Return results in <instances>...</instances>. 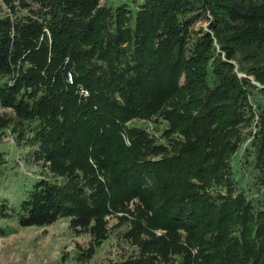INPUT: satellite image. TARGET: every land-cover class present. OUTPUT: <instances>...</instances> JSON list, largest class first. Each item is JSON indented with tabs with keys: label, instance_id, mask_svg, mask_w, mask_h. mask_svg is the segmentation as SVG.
Listing matches in <instances>:
<instances>
[{
	"label": "trees",
	"instance_id": "obj_1",
	"mask_svg": "<svg viewBox=\"0 0 264 264\" xmlns=\"http://www.w3.org/2000/svg\"><path fill=\"white\" fill-rule=\"evenodd\" d=\"M2 1L31 14L0 15V106L13 113L0 130L17 144L29 131L44 171L23 175L26 196L0 219L66 217L91 236L85 260L123 213L114 227L136 253L106 264H264V0ZM243 144L256 197L231 163Z\"/></svg>",
	"mask_w": 264,
	"mask_h": 264
},
{
	"label": "rangeland",
	"instance_id": "obj_2",
	"mask_svg": "<svg viewBox=\"0 0 264 264\" xmlns=\"http://www.w3.org/2000/svg\"><path fill=\"white\" fill-rule=\"evenodd\" d=\"M137 2L141 0H130L127 3L132 8H138ZM126 3L125 0H101L100 5L115 7L117 4ZM17 10L12 13L9 8L0 0V15L8 14L13 20L18 17L30 15L26 8L16 6ZM33 5L31 9H35ZM206 21H198L194 24L193 29L199 27L206 28ZM14 81V80H12ZM11 81V82H12ZM261 101L264 103V97ZM13 113L9 108L0 106V117H11ZM135 119V124L143 126L146 130L151 131L155 139H158L160 132L154 128V123ZM6 130V129H5ZM247 130V129H246ZM23 142L16 143L14 134H9L8 131L0 130V204L2 202L8 205L18 204L27 194L26 186L30 184L29 179L23 177H41V163H35L29 159L28 154L33 147H30L27 139L28 132L24 130ZM125 142L128 141V136L124 135ZM16 143V144H15ZM244 146L239 149L236 155L231 159L234 167L238 166L235 171V177L238 180L237 187L241 185L242 189L249 197H256L262 188L253 186L254 181L251 178L254 174L251 173L252 157L246 162V154ZM239 168V170H238ZM233 171V174H234ZM22 176V178H21ZM103 179V175L99 174ZM21 178V179H20ZM22 180L24 183H22ZM238 187V189H241ZM136 199L131 200L130 209L134 208ZM116 213L107 216V227L109 228L107 238L103 243L95 249L94 254L83 260L80 257L81 251H86L91 243L90 234L85 231H75L69 226V220L66 217L59 218L54 223L43 227H21L14 219H0V226L4 227L8 234H0V264H106L110 259H122L136 253L135 247L131 245L127 239L125 240L123 232L127 229L124 224L119 227H114L117 223L118 215ZM129 219H132L128 215ZM156 237H162L165 231L160 229L152 230ZM184 236V235H183ZM184 244L185 238L178 239ZM196 250L193 249L191 254Z\"/></svg>",
	"mask_w": 264,
	"mask_h": 264
},
{
	"label": "built area",
	"instance_id": "obj_3",
	"mask_svg": "<svg viewBox=\"0 0 264 264\" xmlns=\"http://www.w3.org/2000/svg\"><path fill=\"white\" fill-rule=\"evenodd\" d=\"M67 80L69 83H72L73 82V79H72V75L70 72L67 73ZM77 90H78V93L80 95L81 98H86L89 94L88 90L85 89L83 86L81 85H78L77 86Z\"/></svg>",
	"mask_w": 264,
	"mask_h": 264
}]
</instances>
